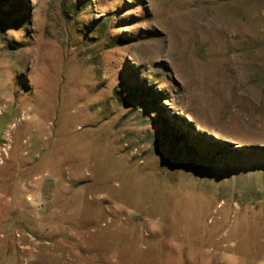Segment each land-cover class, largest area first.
<instances>
[{
	"label": "rangeland",
	"instance_id": "rangeland-1",
	"mask_svg": "<svg viewBox=\"0 0 264 264\" xmlns=\"http://www.w3.org/2000/svg\"><path fill=\"white\" fill-rule=\"evenodd\" d=\"M0 264H264V0H0Z\"/></svg>",
	"mask_w": 264,
	"mask_h": 264
},
{
	"label": "trees",
	"instance_id": "trees-1",
	"mask_svg": "<svg viewBox=\"0 0 264 264\" xmlns=\"http://www.w3.org/2000/svg\"><path fill=\"white\" fill-rule=\"evenodd\" d=\"M175 140H177V139H175ZM233 157L238 158L239 155L235 153Z\"/></svg>",
	"mask_w": 264,
	"mask_h": 264
}]
</instances>
